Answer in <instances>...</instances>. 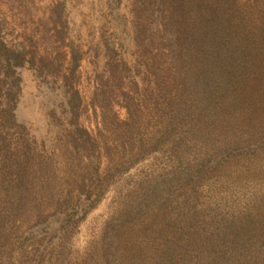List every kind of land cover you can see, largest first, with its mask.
<instances>
[{"label": "rangeland", "instance_id": "obj_1", "mask_svg": "<svg viewBox=\"0 0 264 264\" xmlns=\"http://www.w3.org/2000/svg\"><path fill=\"white\" fill-rule=\"evenodd\" d=\"M210 3L216 78L169 104L159 17L193 1L0 0V36L26 60L0 123V264H164L198 234L264 263V0ZM75 89L91 144L69 127Z\"/></svg>", "mask_w": 264, "mask_h": 264}, {"label": "trees", "instance_id": "obj_2", "mask_svg": "<svg viewBox=\"0 0 264 264\" xmlns=\"http://www.w3.org/2000/svg\"><path fill=\"white\" fill-rule=\"evenodd\" d=\"M193 1L194 6V15H186L185 17L190 18V23L186 22L184 14L176 13L175 5L166 9V16L159 17L162 25V29L164 31V39L166 43L171 45V49H169V65L167 71H172L173 76H177V80H172L169 78H165L164 86H162L159 91L162 94L163 98L166 100V103H171L172 100H175L179 94L186 95V92L189 90H195L198 94L204 93L203 88L209 84L210 81L214 80L216 77L213 75L214 72H218L215 69V65L213 67L208 65V62L214 61L217 59L216 55L209 50V47L213 44L214 38L210 36L212 29L219 27V21H217L218 16L220 15V8L217 4L210 3L211 0H191ZM164 19V20H163ZM231 17L229 19V28L231 24H235L236 22H230ZM185 21V23L183 22ZM192 25V26H190ZM230 29V34L233 31ZM222 31V30H221ZM223 31H225L223 27ZM220 32V31H219ZM221 33V32H220ZM227 33V32H226ZM230 41V40H229ZM234 41H230V44ZM249 46L244 45V49L241 53L242 57L249 53ZM214 55V56H213ZM233 60H237V56L235 54H227L226 60L229 58ZM215 58V59H213ZM238 61V60H237ZM26 62L25 58L21 54V52L10 48L7 46L1 36H0V86L1 82L5 83V80L12 81L11 84L7 83V87H5L4 94H6V98L10 100V107L5 111V109L1 108L4 111L0 115V123L4 124L10 119L11 110L15 106L16 98L13 97V93L11 90L16 86L17 74L16 68L22 66ZM73 61L71 66V71H73V65H75ZM175 62V64H174ZM228 62V61H227ZM210 67V68H209ZM211 74L213 75L211 77ZM201 83V85H198ZM1 96V94H0ZM12 100V101H11ZM8 104V103H7ZM67 104L69 108L75 109V119L73 118L69 120V127L71 130L77 131L78 133V142L83 140L87 142V144H91L90 142L91 136L83 131L84 127L80 126L77 122V109L80 104H82L79 93L77 89L73 90L69 99L67 100ZM165 105V103H164ZM166 107V106H165ZM72 113V112H71ZM73 116V115H72ZM5 117H7L5 119ZM81 131L85 132L81 134ZM101 131V130H100ZM83 136V137H82ZM0 136V140H2ZM87 140H85V139ZM198 239L202 241L201 243H195L191 241V250L188 251L187 247H183L179 244H174L173 249L169 252L166 261L164 264H243V261L249 262V264H258V259L256 256L254 257L253 253L247 247H242L240 243H235L232 241L231 245H235L238 248V254L236 255L233 262H228L227 252L228 250L223 247L221 251H217L215 245L219 244L217 240L212 242L210 235L198 234ZM243 240V243L246 244L248 242ZM196 244H198L196 246ZM185 245L188 246L189 242L186 241ZM249 250V251H243ZM263 262L260 260V264ZM264 264V263H263Z\"/></svg>", "mask_w": 264, "mask_h": 264}]
</instances>
